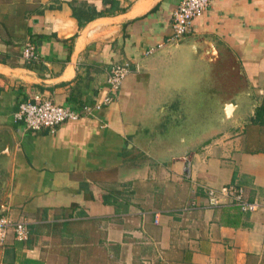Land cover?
Returning <instances> with one entry per match:
<instances>
[{"label": "crops", "instance_id": "1", "mask_svg": "<svg viewBox=\"0 0 264 264\" xmlns=\"http://www.w3.org/2000/svg\"><path fill=\"white\" fill-rule=\"evenodd\" d=\"M111 1L0 0V205L30 230L0 264H264V206L207 208L200 186L264 201V0H210L174 42L180 0ZM73 6L116 11L79 27ZM115 63L131 72L94 115L15 120L36 96L102 99Z\"/></svg>", "mask_w": 264, "mask_h": 264}, {"label": "built area", "instance_id": "2", "mask_svg": "<svg viewBox=\"0 0 264 264\" xmlns=\"http://www.w3.org/2000/svg\"><path fill=\"white\" fill-rule=\"evenodd\" d=\"M210 0H180L172 13V34L169 42L177 41L190 32L192 20L199 17L207 9ZM163 47L159 44L157 48H148L144 54L149 55ZM24 59L30 61L36 58L35 47L26 43L22 49ZM131 68L128 63H115L108 72L106 95L100 100L85 102L78 108L64 106L55 103L49 98L36 96L33 99L22 100L18 103V109L14 118L21 121L25 128L38 131L42 128L54 129L60 123L68 120H78L82 116H92L104 105L111 103L118 94L122 81L129 75ZM186 176L190 174L187 170ZM204 191L207 208L236 207L241 211L254 212L264 206V201L244 197V188L235 183L224 184L218 187L200 185ZM197 201L188 202L184 209L198 207ZM13 233L19 241L28 239L30 230L27 222L11 215L8 204L0 205V247L6 243L9 233Z\"/></svg>", "mask_w": 264, "mask_h": 264}, {"label": "trees", "instance_id": "3", "mask_svg": "<svg viewBox=\"0 0 264 264\" xmlns=\"http://www.w3.org/2000/svg\"><path fill=\"white\" fill-rule=\"evenodd\" d=\"M105 2H109L112 4L113 2L111 0H105ZM116 8L113 6L106 12L102 11L99 13H92L91 15H87L86 17L83 18V12L82 9H77L75 6H73V15L74 17L78 20V25L79 27H83L88 21L93 19L96 16L103 15L105 13H114ZM251 123H255L261 126H264V98L259 104V106L256 108L254 116L251 118Z\"/></svg>", "mask_w": 264, "mask_h": 264}, {"label": "rangeland", "instance_id": "4", "mask_svg": "<svg viewBox=\"0 0 264 264\" xmlns=\"http://www.w3.org/2000/svg\"><path fill=\"white\" fill-rule=\"evenodd\" d=\"M177 121H180V120L177 118Z\"/></svg>", "mask_w": 264, "mask_h": 264}, {"label": "water", "instance_id": "5", "mask_svg": "<svg viewBox=\"0 0 264 264\" xmlns=\"http://www.w3.org/2000/svg\"><path fill=\"white\" fill-rule=\"evenodd\" d=\"M228 107H230V106H228Z\"/></svg>", "mask_w": 264, "mask_h": 264}]
</instances>
